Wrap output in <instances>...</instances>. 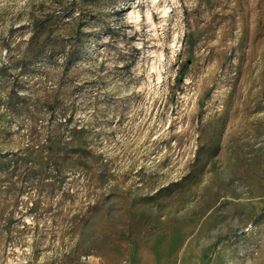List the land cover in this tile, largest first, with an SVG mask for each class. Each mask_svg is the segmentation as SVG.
Returning <instances> with one entry per match:
<instances>
[{"label": "rangeland", "instance_id": "obj_1", "mask_svg": "<svg viewBox=\"0 0 264 264\" xmlns=\"http://www.w3.org/2000/svg\"><path fill=\"white\" fill-rule=\"evenodd\" d=\"M0 264H264V0H0Z\"/></svg>", "mask_w": 264, "mask_h": 264}, {"label": "bare ground", "instance_id": "obj_2", "mask_svg": "<svg viewBox=\"0 0 264 264\" xmlns=\"http://www.w3.org/2000/svg\"><path fill=\"white\" fill-rule=\"evenodd\" d=\"M164 11V10H163ZM165 13H166V11H165ZM148 18L150 19L151 17L150 16H148Z\"/></svg>", "mask_w": 264, "mask_h": 264}]
</instances>
